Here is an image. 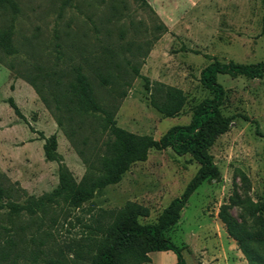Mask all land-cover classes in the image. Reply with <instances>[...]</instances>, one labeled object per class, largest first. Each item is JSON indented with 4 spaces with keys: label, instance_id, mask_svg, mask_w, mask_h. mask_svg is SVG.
Returning a JSON list of instances; mask_svg holds the SVG:
<instances>
[{
    "label": "rangeland",
    "instance_id": "374dc122",
    "mask_svg": "<svg viewBox=\"0 0 264 264\" xmlns=\"http://www.w3.org/2000/svg\"><path fill=\"white\" fill-rule=\"evenodd\" d=\"M16 2L15 11H0V30L12 24L17 48L0 61V177L19 203L41 197L58 184L60 162L46 160L44 137L56 136L61 163L77 180L103 150L99 146L104 137L97 135L95 146V138L87 135L90 126L72 139L66 121L58 124L64 114L56 110L53 93L59 91L57 78L63 82L70 78L66 74L73 64L84 65L100 102L119 103L117 125L158 139L171 126L187 124L193 107L212 95L201 84L200 75L213 59L264 61L261 0ZM105 61L118 75L115 92L101 86L92 71L105 66ZM132 66L139 67L140 75H134ZM145 78L181 88L187 96L183 110L165 117L152 107ZM218 81L226 90L222 112L234 116L229 130L210 148L221 177L204 181L193 192L166 236L182 247L189 264H248L227 233L219 210L236 195L264 203V75L219 74ZM112 94L117 96L115 101ZM10 98L22 116L15 113ZM85 136H89L86 143ZM198 168L190 154L177 155L170 147L151 149L148 158L132 164L120 182L96 192L80 207L58 202L45 214L37 210L19 217L0 208V241L11 236L18 248L40 247L44 253L38 264L54 256V250L72 264L76 249L97 236L110 221V212L128 201L138 202L150 209V215L140 221L153 223ZM229 206L241 221V207ZM261 214L264 219V209ZM150 256L151 261L143 264L177 261L172 250L153 251Z\"/></svg>",
    "mask_w": 264,
    "mask_h": 264
},
{
    "label": "trees",
    "instance_id": "16d2710c",
    "mask_svg": "<svg viewBox=\"0 0 264 264\" xmlns=\"http://www.w3.org/2000/svg\"><path fill=\"white\" fill-rule=\"evenodd\" d=\"M261 1L264 9V0ZM8 8L15 11L16 0H0V11ZM262 33L264 35V16ZM16 52L13 26L9 24L0 30V61H3V54L13 55ZM10 66L14 67L12 64ZM92 71L101 86H109L110 92H115L118 75L112 72L110 61H105V66ZM132 71L134 75H140L138 66H132ZM219 74L261 78L264 75V61L238 63L213 59L201 70L200 75L201 84L212 95L193 107L187 124L173 125L157 139L117 125L115 114L119 103L100 102L92 81L84 72V65L73 64L70 73L66 74L70 76L67 81L57 78L59 91L53 93V98L56 110L64 114V121L59 117L57 121L59 125L66 121L72 139L76 134H83L85 128L90 126L91 133L87 135L95 138V146H98L99 141L97 135L104 137L99 146L103 149L101 154H96L95 160L89 162L86 173L77 180L61 163L56 136L44 137L46 160L60 162L57 186L41 197L31 198L28 203H19L12 199L11 189L3 185L0 177V208H7L10 216L19 217L24 213L34 215L37 210L45 214L51 204L58 202L80 207L96 192L120 182L132 164L148 158L151 149L170 147L177 155L190 154L199 163L198 170L182 193L170 201L153 223L140 221L141 217L150 215V209L138 202L128 201L123 207L110 212V221L97 231V236L89 238L90 241L83 248L76 249L72 264H143L151 261V252L165 250L175 252V264H189L184 258L182 247L166 236V232L179 221L181 210L193 192L204 181L219 180L221 177L210 148L220 135L229 130L234 116L222 112L226 90L218 81ZM145 89L149 92L151 106L165 117L177 116L187 102V96L181 88L160 81L150 83L145 78ZM116 97L115 94L111 96L113 101ZM9 102L15 113L22 116L13 98ZM89 136L83 138L84 143ZM230 204L241 207V221L231 214ZM230 204H222L219 210L227 233L236 240L248 264H264V219L261 214L264 203L236 195L231 197ZM53 252L54 256L45 258L44 264H68L58 251ZM43 253L40 247L28 250L14 246L11 236L0 241V264H38V258Z\"/></svg>",
    "mask_w": 264,
    "mask_h": 264
}]
</instances>
